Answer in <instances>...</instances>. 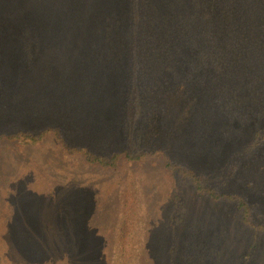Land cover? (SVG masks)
I'll return each instance as SVG.
<instances>
[{
	"label": "rangeland",
	"instance_id": "374dc122",
	"mask_svg": "<svg viewBox=\"0 0 264 264\" xmlns=\"http://www.w3.org/2000/svg\"><path fill=\"white\" fill-rule=\"evenodd\" d=\"M59 1L62 0L51 4ZM69 1L73 7L80 6L77 9L81 12L89 8L83 1ZM88 1L91 4L93 0ZM1 2L8 11H0V132L39 130L53 125L60 126L72 144L89 145L98 153L135 147L168 149L175 160L189 165L196 173L210 175L220 192L244 195L254 219L264 222V141L254 143L256 131L264 130V104L254 101L258 95L246 93L248 101L232 110L226 105L238 97L218 92L215 79L210 85L214 87L211 91L216 92L209 93L194 90L172 75L166 93L153 94L148 89L150 80L143 74L155 67V61L135 62L128 34L133 30V0H95L93 15L104 14L110 23L107 33L83 31V26L76 25L62 31V21L80 22L73 17L78 10L69 20L63 17L68 5L60 4L51 10L48 2L43 3L46 21H38L39 10L24 13L19 0ZM93 7L89 12L95 11ZM166 7L168 11L177 9L173 0L167 1ZM46 22L58 27L57 31L36 35L37 30H24ZM94 28L100 29L95 25ZM140 51L148 52L143 48ZM185 60L178 66L181 71L191 70L193 62ZM73 64L78 66L70 67ZM66 67L75 68L67 74L68 79L62 75ZM215 70L209 66L206 72ZM53 77H64L61 85L87 91L86 99L78 95L83 108L76 103L80 106L77 110L68 107L67 111L72 112L61 116L52 111L34 116L17 113L23 97L21 86H27L29 95L34 84L49 86ZM193 80H198V76ZM200 88L207 90L205 84ZM7 151L4 147L0 156L10 160ZM83 159L82 154L67 155L56 140L49 139L19 153L13 161L15 165L6 162L8 172L21 181L19 192L28 189L38 195L17 196L23 207L20 217L33 227L37 219L31 207L37 201L53 205L47 197L53 194L66 199L63 210L77 207L79 222L85 219L87 227L94 226L93 232L99 237L98 253L94 245L90 249L82 246L74 264L122 263L123 244L118 242V233L125 210H129L124 214H129L128 219L139 230L124 242L126 246L133 244L128 264H171L170 253L173 264H189V260L193 264H264V232L242 221L243 213L237 203L199 195L190 182L165 169L164 159L151 158L144 165H121L116 169L91 166ZM8 187H0L3 196L9 192ZM174 195H179L183 204H176ZM181 205L188 211L184 221L176 223L178 214L173 212H179ZM70 218L75 216L68 213L65 220ZM82 237L87 239L83 234Z\"/></svg>",
	"mask_w": 264,
	"mask_h": 264
},
{
	"label": "trees",
	"instance_id": "16d2710c",
	"mask_svg": "<svg viewBox=\"0 0 264 264\" xmlns=\"http://www.w3.org/2000/svg\"><path fill=\"white\" fill-rule=\"evenodd\" d=\"M52 1L19 0V4L22 2L21 10L23 9L24 13L39 10L36 14L38 21L41 18L46 21L44 17L46 13L41 8L43 3L48 2L47 6L51 10L53 8L56 10L60 4L63 7L68 5L63 9L66 16H62L69 20L72 18L71 15L78 10L73 17L80 22L67 21L65 23L62 21V27H59L62 28V31L71 29V25H76L83 26L85 28L83 31L94 33L97 30L96 32L107 33L108 28L106 27L110 23H107L108 20L104 14L93 15L94 12L96 13V8L92 6L95 0L91 4L88 0H76V4L83 1L84 5H89V8L83 12L77 9L80 6L75 7L74 4L73 7L69 0L51 4ZM133 1V30L132 33L128 34L135 53L134 61H155V67L152 70L148 68L150 72L147 71L148 74H143L150 80L148 89L153 94L160 95L167 91L169 75H172L177 80L183 79L188 86L195 87L194 90L209 93L216 92V90L211 91L214 87L210 85L211 81L215 79V85L220 89L218 92L234 93L233 96L238 97L237 100L230 97V102L226 105L232 110L238 104L242 105L248 101L246 93L249 92L259 96L254 100L256 103L264 104V0H173L177 5V9L173 11H168L169 7H166L167 1L170 2V0ZM84 5L81 9L84 8ZM62 6L59 11H62ZM92 7L95 11L89 12ZM4 8L0 0V11H8L7 7ZM59 11L57 10V12ZM94 25L100 29H95ZM31 27L24 30L28 32L37 30L36 35H42L51 29L57 31L56 28H58H53L51 22L36 23ZM108 33L112 34V32ZM142 48L148 52L141 53L140 49ZM185 59H190L193 62L190 63L191 70L181 71L178 66L182 64L180 61ZM208 65L216 70L206 72V69H209ZM77 66V64L70 65V67ZM203 66L206 67L204 70L202 69ZM66 68L62 75H66L68 79L67 74L75 68ZM152 71H155L156 74H152ZM135 73L137 74V72ZM196 76H198V80L195 81L193 79ZM166 77L168 78L165 79ZM63 78L53 77L52 84L44 85L42 88L34 84L33 88H29V95L27 94V86H21L20 91L23 92V97L17 106V113L34 116L42 111L47 113L52 111L61 116L72 112L73 107L76 110L80 106L83 108L84 104L78 100V95L86 99L88 97L86 96L87 91L61 85ZM63 84L65 83L63 82ZM203 84L206 85L207 90L200 88ZM101 93L103 94L102 91ZM96 94L94 93V95ZM76 103H79L80 106ZM10 107V105L7 106V108ZM68 107L71 109L67 111ZM65 135L60 126L53 125L44 126L39 130L17 129L0 132V150L7 147V153L11 156L10 160H6L5 155L0 156V187L9 186L7 188L9 192L5 196L0 191V264H74L82 246L84 249H90L94 245L98 253L99 237L93 232L94 226L88 224L87 227L85 219L79 222L78 215L80 212L77 211V207L63 210L66 199L62 196L47 195L51 198L53 205L46 206L41 201H37V204L31 207L34 217L37 219L34 227L31 222L20 217V211L23 207L20 205L21 199L17 196L35 194L38 198V195L27 191L28 189L19 192L21 181L14 174L8 172L7 169L9 168H6V162L15 165L13 161L15 158L17 159L19 153L26 152L31 147L41 145L49 139L56 140L67 155L82 154L86 164L104 169H116L121 165H144L151 162V158H155V160L164 159L165 169L180 179L190 182L199 195L215 201L236 202L243 213L242 221L250 228L264 232V222L260 223L254 219L252 207L244 195L220 192L210 175L196 173L189 165L175 160L168 149L146 150L135 147V150L98 153L95 148L89 145L72 144ZM263 141L264 130L258 129L254 143L258 144ZM13 157L15 158L13 159ZM152 163L156 165L157 162ZM11 181H13V185H10ZM173 189L178 190L174 187ZM174 201L176 204H183L179 195H174ZM3 203L6 204L5 207H2ZM179 210V212H173L178 214L176 223L184 221L188 211L185 205H181ZM124 212L128 213L129 210L123 211L118 242L123 244L121 264H128V261H131L129 257L133 251V244L130 243L126 246L124 242L129 236L135 237L139 230L135 222L128 219L129 214H124ZM68 213L75 218L66 221L65 217ZM84 228L91 229L84 231ZM85 232L87 234H84ZM82 234L87 239L82 237ZM84 241L92 243L91 246L88 243L84 244ZM172 247L173 242H171V252ZM170 256V263L173 264L172 253ZM189 264L193 263L189 260Z\"/></svg>",
	"mask_w": 264,
	"mask_h": 264
}]
</instances>
